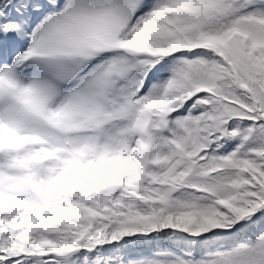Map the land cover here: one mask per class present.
Returning <instances> with one entry per match:
<instances>
[{"label": "snow or ice", "instance_id": "snow-or-ice-1", "mask_svg": "<svg viewBox=\"0 0 264 264\" xmlns=\"http://www.w3.org/2000/svg\"><path fill=\"white\" fill-rule=\"evenodd\" d=\"M0 264H264V0H0Z\"/></svg>", "mask_w": 264, "mask_h": 264}]
</instances>
